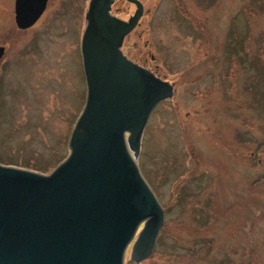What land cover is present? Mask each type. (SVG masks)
Masks as SVG:
<instances>
[{
	"label": "rangeland",
	"instance_id": "rangeland-1",
	"mask_svg": "<svg viewBox=\"0 0 264 264\" xmlns=\"http://www.w3.org/2000/svg\"><path fill=\"white\" fill-rule=\"evenodd\" d=\"M57 1L25 32L15 0H0V165L51 173L70 155L90 0L71 3L82 22ZM146 4L156 77L173 96L151 113L137 163L165 221L153 249L131 258L134 239L124 264H264V0Z\"/></svg>",
	"mask_w": 264,
	"mask_h": 264
},
{
	"label": "water",
	"instance_id": "water-1",
	"mask_svg": "<svg viewBox=\"0 0 264 264\" xmlns=\"http://www.w3.org/2000/svg\"><path fill=\"white\" fill-rule=\"evenodd\" d=\"M47 2L16 0L17 28H32ZM109 4L89 5L87 95L69 157L51 173L0 165V264H124L133 240L131 258L139 260L164 224V210L137 159L150 115L172 98L173 87L125 61Z\"/></svg>",
	"mask_w": 264,
	"mask_h": 264
},
{
	"label": "flooded vegetation",
	"instance_id": "flooded-vegetation-1",
	"mask_svg": "<svg viewBox=\"0 0 264 264\" xmlns=\"http://www.w3.org/2000/svg\"><path fill=\"white\" fill-rule=\"evenodd\" d=\"M56 1L57 0H48L46 10L36 24L42 21V19L45 17V15L49 12L51 8L56 7L55 6ZM73 1L76 0L57 1L61 9H58L57 7L54 9V11H56L57 13L63 12L64 14H66L67 12H68L67 14H70L69 11H71L72 15L75 16L76 20L79 17L80 22H82L83 9H81V7L78 8L77 2H75V7H73L71 5ZM90 2L88 4V8L85 14V22L81 35L80 37H78V34L77 36L75 35V39L77 41V46L75 48L76 51L75 63L77 64V68L84 75V77H85V65H84V55H83V36L87 27V13ZM146 3H148V0H110L108 15L112 23L114 24L113 30L116 31L118 28V32L120 31L119 33L122 35L121 42L119 45V53L122 55L125 61L127 62L128 60L137 68L146 71L147 73H150L154 76H159V74L162 73V70H164L165 67L160 66L157 63L156 61L157 57L155 56V54H152V48H154L153 44L150 43L148 39H145V37L151 30L150 24L147 25L143 20L146 16L151 14V10L147 8ZM14 4L16 5V0ZM137 14H139L138 21L132 27V29L129 32H127V22L129 23L131 19L134 18ZM34 26L30 29L25 30V32L33 29ZM204 26L205 29H207L205 22H204ZM204 33L206 34V32ZM0 48H4V53L0 57V61H1L7 52L8 45L7 44L0 45ZM85 84H86V79H85Z\"/></svg>",
	"mask_w": 264,
	"mask_h": 264
}]
</instances>
